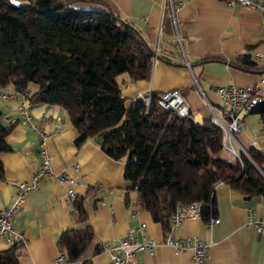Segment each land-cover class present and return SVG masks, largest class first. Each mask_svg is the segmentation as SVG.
<instances>
[{"label": "crops", "instance_id": "0c3cea01", "mask_svg": "<svg viewBox=\"0 0 264 264\" xmlns=\"http://www.w3.org/2000/svg\"><path fill=\"white\" fill-rule=\"evenodd\" d=\"M23 1V0H14ZM183 1L182 4L180 2ZM176 5L173 28L164 17ZM74 8L111 9L137 27L155 49L151 74L134 79L127 70L117 75L127 104L149 91L160 94L179 87L190 106V114L199 122L212 119L210 103L222 101L215 87L234 83L254 85L264 93V9L228 0H69ZM251 50L255 68L239 64L241 53ZM13 90V84L4 85ZM39 85L30 82L32 94ZM202 88V89H201ZM34 123L50 133L47 139L53 173H47L40 185L26 195L15 214L14 224L26 235L19 243L18 264H57L63 250L59 239L64 230L90 224L103 248L87 253L94 264H108L105 243H117L131 226L140 237L162 240L167 234L177 238L196 235L211 242L206 264H264V234L246 225L247 208L264 212V194L247 195L221 182L216 188L215 215L220 221L209 226L202 216H188L165 228L138 200L137 189L125 177L127 156L116 158L103 148L104 132H98L81 144L76 142L78 128L65 107L57 103L36 102L28 97ZM3 119L13 123L7 135L11 148L2 151L4 176L0 178V209L11 204L18 183L29 179L42 164L38 132L22 121L18 101L0 97ZM238 138L246 147L264 151V124L259 112L245 117ZM264 163L261 168L264 170ZM59 174L72 177L68 181ZM74 186L83 198L86 217L80 219L74 202L67 198ZM10 243L0 238V249ZM137 264H197L188 252H178L167 243L137 253Z\"/></svg>", "mask_w": 264, "mask_h": 264}, {"label": "trees", "instance_id": "16d2710c", "mask_svg": "<svg viewBox=\"0 0 264 264\" xmlns=\"http://www.w3.org/2000/svg\"><path fill=\"white\" fill-rule=\"evenodd\" d=\"M164 24L173 28L170 13ZM154 56L142 32L111 9L74 8L69 0H0V84L19 91L38 84L30 99L65 107L78 128V144L103 131V148L113 157L127 156L126 179L165 228L178 202L199 199L202 217L209 219L220 180L247 195L264 194L261 148L253 145L247 147L250 156H235L224 147V131L213 119L182 115L160 104L156 93L149 105L143 96L127 104L117 75L127 70L134 79L148 78ZM252 56L250 49L241 53L239 64L255 68ZM252 111L264 124V93ZM12 126L0 109V178ZM75 205L84 219L83 198ZM59 242L79 264H94L89 247L93 253L103 248L90 224L64 230ZM19 246L0 249V264H18Z\"/></svg>", "mask_w": 264, "mask_h": 264}, {"label": "built area", "instance_id": "2783aa9c", "mask_svg": "<svg viewBox=\"0 0 264 264\" xmlns=\"http://www.w3.org/2000/svg\"><path fill=\"white\" fill-rule=\"evenodd\" d=\"M230 3H240L248 6H254L264 9V0H228ZM183 1L180 2L182 4ZM176 5L172 3L171 15L175 20ZM256 59H263L261 53L254 55ZM202 89V88H201ZM215 90L221 96V103L215 105L210 103L213 110V121L224 131V147L235 156L241 158L242 153L250 156L246 146L238 138V133L245 124V117L252 112L253 108L261 99L260 91L252 84L237 85L234 83L223 84L215 87ZM153 92L144 94L147 105L151 103ZM28 90L19 91L10 90L0 84V97L3 99H14L18 101V107L22 113V121L35 129L40 136V148L43 156V162L40 164L33 176L29 179H23L18 183L12 202L9 206L0 209V238H4L10 244L22 243L26 240L25 233L18 229L14 224L15 214L20 211L25 203L26 195L31 190L36 189L41 180L47 173H53L51 164V154L48 148L47 139L50 133L37 126L33 121V113L28 104ZM157 99L160 104L166 107H173L182 115L190 113V106L186 102L181 88L171 87L158 94ZM262 169V168H261ZM264 172V170L262 169ZM60 177L74 181L72 177L59 174ZM223 182L220 180L217 186ZM79 194L74 186L68 189L67 198L74 202ZM248 216L246 225L256 228L264 234V212L259 214L255 208H247ZM188 216H202V202L194 199L190 202H178L175 211L170 218L172 227L177 226L180 221ZM220 221V217L213 213L207 223L213 226ZM138 227L131 226L126 234L115 244L106 242L105 248L109 253L108 264H137V253L144 248L152 249L158 242H164L172 245L178 252H188L197 264H206L208 258V249L211 242L203 240L196 235H187L183 238H177L172 234H167L162 240L154 237H140L137 234ZM81 260H72L65 250H60L56 257L57 264H79Z\"/></svg>", "mask_w": 264, "mask_h": 264}, {"label": "rangeland", "instance_id": "374dc122", "mask_svg": "<svg viewBox=\"0 0 264 264\" xmlns=\"http://www.w3.org/2000/svg\"><path fill=\"white\" fill-rule=\"evenodd\" d=\"M264 167V166H263Z\"/></svg>", "mask_w": 264, "mask_h": 264}]
</instances>
